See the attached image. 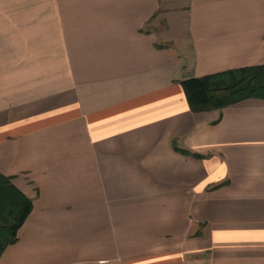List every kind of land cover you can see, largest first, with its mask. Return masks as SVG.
Instances as JSON below:
<instances>
[{
    "label": "crops",
    "instance_id": "crops-1",
    "mask_svg": "<svg viewBox=\"0 0 264 264\" xmlns=\"http://www.w3.org/2000/svg\"><path fill=\"white\" fill-rule=\"evenodd\" d=\"M264 0H0V172L33 201L0 264H264Z\"/></svg>",
    "mask_w": 264,
    "mask_h": 264
},
{
    "label": "trees",
    "instance_id": "trees-1",
    "mask_svg": "<svg viewBox=\"0 0 264 264\" xmlns=\"http://www.w3.org/2000/svg\"><path fill=\"white\" fill-rule=\"evenodd\" d=\"M194 111L222 108L249 97H264V64L229 69L182 81ZM33 209V201L0 172V257L18 240V233Z\"/></svg>",
    "mask_w": 264,
    "mask_h": 264
}]
</instances>
